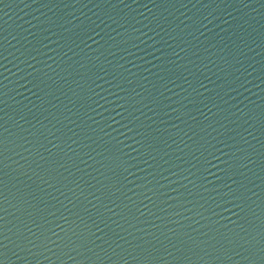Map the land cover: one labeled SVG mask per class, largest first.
<instances>
[{
	"label": "water",
	"instance_id": "obj_1",
	"mask_svg": "<svg viewBox=\"0 0 264 264\" xmlns=\"http://www.w3.org/2000/svg\"><path fill=\"white\" fill-rule=\"evenodd\" d=\"M0 264H264V220L0 31Z\"/></svg>",
	"mask_w": 264,
	"mask_h": 264
}]
</instances>
